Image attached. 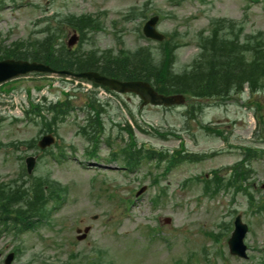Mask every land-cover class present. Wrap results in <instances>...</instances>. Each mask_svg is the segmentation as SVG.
Returning a JSON list of instances; mask_svg holds the SVG:
<instances>
[{
    "label": "rangeland",
    "instance_id": "rangeland-1",
    "mask_svg": "<svg viewBox=\"0 0 264 264\" xmlns=\"http://www.w3.org/2000/svg\"><path fill=\"white\" fill-rule=\"evenodd\" d=\"M17 4L4 0V3L0 5V41H3L4 45L12 44L17 40L26 41L32 34H38L39 30L46 26L47 17L51 14L62 16L70 13H94L96 15L99 12L105 13L100 15L104 21L105 31L101 34L94 33L89 37L92 39L90 45L100 50L115 48L117 44L118 40L110 29L111 22L117 24L122 41L127 48L149 45L154 49L155 43L146 42L137 36L138 20L126 26L122 25L124 24L122 17L131 8L142 4H152L155 10L169 15L162 18L159 30L162 33L176 30L183 36V41L179 43L182 47L177 51L176 65L179 69L187 66L194 58L196 43L193 38L196 33L208 30L211 19L225 18L241 22L245 34L264 32V0L259 3H249L246 0H181L173 6L165 0H23ZM49 24L54 25L52 21ZM74 86L75 81L60 77L36 78L30 75L23 80L15 81L9 87H5V89H12L9 93L10 104L16 105L8 111L9 116L21 119L25 116L23 110L27 109L29 99L26 95L27 89H30V95L32 93L35 95L32 97L34 102L44 95L48 97V100L55 101L63 98L61 88L68 90L73 89ZM37 87L42 89L38 92ZM68 95L71 97L69 101L77 109V112L70 116L74 117L77 124H81L87 115L85 104L88 96L83 91L70 92ZM100 100L105 105L102 116L105 134L103 138L106 140L108 138L113 150L127 142L126 133L119 129H123L129 123L137 146L143 150L152 148L155 152H160L161 149L178 148L180 141L169 133L172 132L181 138L188 152L204 153L206 158L195 164L184 163L172 169L162 179L167 193L155 207L151 204V197L156 194V188L150 185L152 179L147 174L162 171L158 169L156 162L141 161L139 170L133 173H127L115 165L101 162L83 169L79 162L85 142L75 133L77 125L72 122V117H68L65 122L58 125V143L63 141L65 145L72 144L76 150L75 154L69 155L66 157L67 160L58 163L50 158H44V162H39L38 166H35V169L37 167L35 174L44 175L48 172L52 179L66 186V203L52 216L54 225H45L40 227V230L27 231L19 236L18 242H23V253L15 259L13 264H38V260L32 258L39 253L58 257L60 261H64L71 252L85 251L94 245L105 248L109 246L113 259L124 264H211L207 255L201 262L198 260V248L205 249L207 254L209 250L204 243L199 242L190 229L182 228L175 234L157 228H148L147 239H145L144 226L150 218L155 217L151 223L159 226L162 218L169 217L171 223L168 226L165 224L164 229L182 225L191 226L200 240H203V232L214 231L215 226L222 221L231 220L235 210L242 213L243 220L252 230L246 242L251 248L249 252L251 259L264 258V249L262 252L258 250V248L262 249L264 242V218L255 216L247 209L246 200L241 194L234 195L228 192L208 199L200 194V183H190L198 184V186L186 190L182 187L184 181L192 174L211 175L212 170L221 171L223 174L227 167L241 157L240 147L253 145L264 148V140L254 137L256 123L250 108L251 104L245 105L248 101L247 93L241 98L235 97L226 103L205 101L202 103V112L200 114L196 112L194 116L188 114L186 107L182 106L170 109L152 107L139 109L140 102L135 96H123L122 101L112 96ZM250 100L264 103V95L253 96ZM262 114L264 116V112ZM26 120V122L11 124L9 119H5L3 124H0V143L8 144L35 138L39 127L37 124H32L30 120ZM198 123L223 131L227 140L207 134ZM137 124L140 129L136 127ZM164 134H166L165 137H163ZM261 138L264 139V127ZM98 150L101 158L109 156L110 147L104 142L99 144ZM24 151L23 146L17 150L9 147L0 148V180L2 182L14 179L16 174H19L18 156H23ZM147 162L151 163L146 164ZM251 166L254 168L253 180L256 184L263 183L264 160L253 161ZM146 171L147 174H145ZM94 177H96L95 181L92 180ZM92 184L96 186L95 189ZM141 186H146V190L133 207L134 202L130 199L124 197L116 199V207L123 214H130L127 217L121 216L114 201L107 199L111 189H119L122 195L127 192L129 197H134ZM254 193L259 197L262 195L258 191ZM230 197L235 199L234 202L228 203ZM107 215H109L108 218ZM93 216L97 218L92 220ZM109 218L111 221L106 222ZM56 220H59L62 227ZM85 226H89L91 231L84 242H77L75 230ZM110 230L113 233L118 230L117 235H113ZM39 236L46 242H41ZM159 238H164V247L160 245ZM16 243H12L9 236L0 237V253L7 252ZM227 264L245 263L229 260Z\"/></svg>",
    "mask_w": 264,
    "mask_h": 264
},
{
    "label": "trees",
    "instance_id": "trees-1",
    "mask_svg": "<svg viewBox=\"0 0 264 264\" xmlns=\"http://www.w3.org/2000/svg\"><path fill=\"white\" fill-rule=\"evenodd\" d=\"M48 41L32 45L30 52L22 53L23 57L47 63L58 69H91V59L67 52H62L58 57V51ZM208 46H202V52L196 62L181 73L173 72L169 65L152 67L148 59L138 61L129 56L106 61L101 71L120 79H145L160 93H180L199 98L225 97L233 91H241L245 83L249 84L252 91L261 87L263 83L260 80L264 77V37L261 33L246 37L240 44L236 43L235 50L224 47L219 54H215V51L213 53L210 44ZM167 47L163 48V53L168 58L175 46L169 51H166ZM13 54L16 55V51ZM62 107L66 110V105ZM134 146V143H130L121 151L126 163L141 159L140 150L132 151ZM249 155L257 157L259 153L252 150ZM146 156L153 157L149 153ZM241 178H244V174L236 170L231 182L238 183ZM18 217L19 213L16 214V218Z\"/></svg>",
    "mask_w": 264,
    "mask_h": 264
},
{
    "label": "water",
    "instance_id": "water-1",
    "mask_svg": "<svg viewBox=\"0 0 264 264\" xmlns=\"http://www.w3.org/2000/svg\"><path fill=\"white\" fill-rule=\"evenodd\" d=\"M0 69L6 73L8 76L17 75L19 73H25L28 71H49V69L40 64H28L26 62H13L7 61L0 65ZM83 76H87L89 79H92L96 82L102 83L104 85L109 86L117 91H132L137 93L143 100V104L150 103L153 105H172L175 103H181V97H163L157 95L152 91V89L145 83L141 82H128L121 83L114 80H108L105 78H101L95 74H84ZM241 230L242 227H239Z\"/></svg>",
    "mask_w": 264,
    "mask_h": 264
}]
</instances>
